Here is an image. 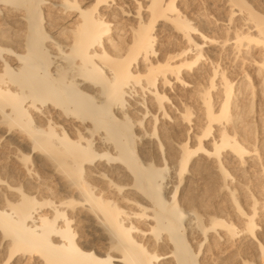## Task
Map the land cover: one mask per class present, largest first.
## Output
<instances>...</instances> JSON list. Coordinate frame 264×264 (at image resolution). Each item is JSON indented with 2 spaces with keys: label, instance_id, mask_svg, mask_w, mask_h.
Instances as JSON below:
<instances>
[{
  "label": "bare ground",
  "instance_id": "1",
  "mask_svg": "<svg viewBox=\"0 0 264 264\" xmlns=\"http://www.w3.org/2000/svg\"><path fill=\"white\" fill-rule=\"evenodd\" d=\"M180 5L0 0V264H264V0Z\"/></svg>",
  "mask_w": 264,
  "mask_h": 264
},
{
  "label": "rangeland",
  "instance_id": "2",
  "mask_svg": "<svg viewBox=\"0 0 264 264\" xmlns=\"http://www.w3.org/2000/svg\"><path fill=\"white\" fill-rule=\"evenodd\" d=\"M247 1H249L250 3H255V0H247ZM131 3H129L128 6L129 7L131 6V8H133L132 7L133 3L132 4ZM179 3L182 5V6L180 5L182 7L181 10L186 11V13L191 15L192 17H195L197 14H200L202 12H209L210 14L214 15L215 17L224 18V15H225V12H226V11H224L221 8L222 4H223V0H179ZM215 31L216 32L213 33V34L216 37H220V35H222L219 31H217V30H215ZM171 42H172L171 45L176 44L175 40L174 41L171 40ZM216 48L218 49V47H216ZM216 51L217 50H215V52ZM187 91L188 90L183 88V87H179V88L174 90L175 94H177L176 95L177 97H181V95H182V97L184 95H187V93H188ZM178 127H179L178 125H174L172 127L171 131H170V134L175 140H179L180 141V140H182V139H184L186 137V130L183 129L184 128L183 126H180L179 128ZM199 160L201 161L200 162L201 166H200ZM197 163L198 164L196 166L199 165L198 168L199 169L201 168L199 170L201 172H200V175H199L198 179L196 180V182L192 186L197 189L196 190L197 192H201V191H204V190H206L208 188V184H206L205 181L210 179L212 174L210 175L209 174L210 172H208V170H206L207 167L204 164L205 163V158H204V160H203V158L198 159Z\"/></svg>",
  "mask_w": 264,
  "mask_h": 264
}]
</instances>
